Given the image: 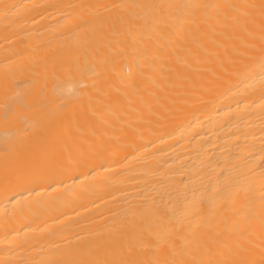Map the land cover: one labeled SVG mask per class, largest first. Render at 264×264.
Returning a JSON list of instances; mask_svg holds the SVG:
<instances>
[{"label": "bare ground", "instance_id": "bare-ground-1", "mask_svg": "<svg viewBox=\"0 0 264 264\" xmlns=\"http://www.w3.org/2000/svg\"><path fill=\"white\" fill-rule=\"evenodd\" d=\"M237 261L264 264V0H0V264Z\"/></svg>", "mask_w": 264, "mask_h": 264}, {"label": "snow or ice", "instance_id": "snow-or-ice-1", "mask_svg": "<svg viewBox=\"0 0 264 264\" xmlns=\"http://www.w3.org/2000/svg\"><path fill=\"white\" fill-rule=\"evenodd\" d=\"M14 117H15V113L14 112L6 111L4 113L3 119L7 122V121H9L10 119H12ZM235 264H247V262L237 261V262H235Z\"/></svg>", "mask_w": 264, "mask_h": 264}]
</instances>
